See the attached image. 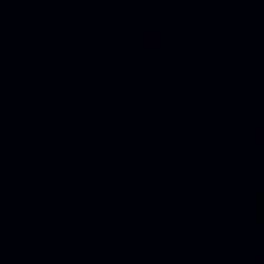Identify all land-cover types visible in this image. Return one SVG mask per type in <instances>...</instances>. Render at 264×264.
I'll return each instance as SVG.
<instances>
[{"label":"water","instance_id":"1","mask_svg":"<svg viewBox=\"0 0 264 264\" xmlns=\"http://www.w3.org/2000/svg\"><path fill=\"white\" fill-rule=\"evenodd\" d=\"M166 264H264V0H117Z\"/></svg>","mask_w":264,"mask_h":264}]
</instances>
